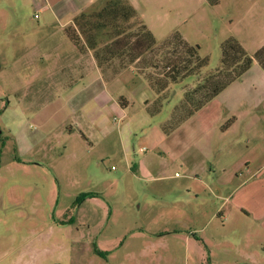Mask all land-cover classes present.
<instances>
[{
  "label": "rangeland",
  "instance_id": "rangeland-1",
  "mask_svg": "<svg viewBox=\"0 0 264 264\" xmlns=\"http://www.w3.org/2000/svg\"><path fill=\"white\" fill-rule=\"evenodd\" d=\"M13 2L16 5L9 10L13 20L7 38L10 44L0 46L6 51L0 56V64L6 67V73L0 75V92L5 91L6 96L0 99V110L9 99L8 93H12L10 104L0 115V126H8L17 133L15 140L5 131L0 132V264H153L150 258H156L155 264H209L210 261L211 264H264V248H260L264 244V228L254 216L245 217L246 221L240 225L241 219L236 216L239 211L235 208L223 225L219 219L211 218L217 227L211 224L204 232L194 234L208 239L210 260L201 240L193 245L185 243L181 233L133 234L139 227L169 229L174 220L180 219L177 214L169 218L170 213L158 211L168 206L164 198L179 199L181 189L177 184L185 177L184 163L176 154L167 153L166 158L161 154L166 162L161 184L145 180L135 171L133 159L122 158L119 145L112 141V148L107 147L109 138L102 135L108 130L106 127L115 132L117 125L124 124L123 139L139 154L140 145H144L146 152L157 151V146L167 152L169 147H176L174 141L180 135L168 137L164 133L168 128L173 129L174 122L181 117L179 106L184 102V94L219 67L220 43L232 36L243 43L251 56L264 43V0H219L216 4L208 0H136L135 7L143 13L144 21L137 13L135 19L125 23L127 32H137L140 23L150 25L156 44L138 63L119 69L117 61H113V65L103 66L101 75L108 80L115 100L120 96L119 101L128 104L125 111L126 116L129 114L121 119L116 104L110 109L114 112L105 115L91 103L74 111L57 99L42 102L39 96L22 103L14 98L16 83L26 77L21 63H15L18 57L15 50L33 42L36 19L28 0ZM8 31L0 33L1 42ZM104 32L105 29L96 35L100 42L105 40ZM171 33L197 45L198 55L206 57L207 64L198 74L187 75L156 94L150 85L164 78L165 58L185 55L174 44L165 50L158 49ZM147 61L153 67L142 68ZM254 68L251 64L248 74L237 80L225 99L220 98L223 107L226 106L223 114L201 116L175 131L229 132L222 138L213 137L211 156H218L217 150L220 151L219 160L234 168L252 155L251 171L258 168L261 159L258 150L246 148L249 135L244 136V132H264V82L259 80ZM67 75L78 78L84 74ZM156 98L158 101L154 102ZM144 101L153 107L162 101L161 111L148 116ZM79 106L75 105L74 109ZM170 115L174 118L166 121ZM76 120L80 130L68 131L66 127L75 125ZM226 122L232 124L225 127ZM80 131L85 132L89 142ZM251 141L252 145L260 143L259 139ZM174 151L179 153V147ZM255 156L257 161L253 160ZM261 184L263 191L259 186L250 190L249 202L254 206L264 204V181ZM235 185L233 179L227 186ZM209 204L193 208L210 211ZM105 208L113 213L111 217L104 212ZM203 220H209V216ZM94 248L106 254L100 256Z\"/></svg>",
  "mask_w": 264,
  "mask_h": 264
},
{
  "label": "crops",
  "instance_id": "crops-1",
  "mask_svg": "<svg viewBox=\"0 0 264 264\" xmlns=\"http://www.w3.org/2000/svg\"><path fill=\"white\" fill-rule=\"evenodd\" d=\"M105 1L106 0H28L34 8L33 18L36 19V24L33 27V42L31 44L17 46L18 48L15 50L18 55L15 63L19 61L21 63L19 66H21V69L23 66V70L26 74L23 81L19 80L18 83H16L17 87L13 91L14 98L19 100L18 102L23 103L27 98L35 99L41 96L42 102L53 101L54 99L61 100L74 111L80 109L83 104L91 103L94 104L96 108L100 107L99 109L102 110L105 115L108 112H114L110 111V109L113 110L116 104L120 109L118 110L120 119L128 116L129 113L126 116L128 104L125 101L120 102V96L115 100L116 96L113 95L112 91H109V82L101 76L91 52L88 51L87 54L81 53L65 33V27L73 23V19L76 15L84 10H88V8L89 11H92L93 9H91V7L100 9ZM127 1L144 21L143 13L138 11L135 7L136 0ZM15 5L13 0H0V33L9 30L7 35L5 34L2 37L5 42H1L0 40V46H6L8 45L7 43L10 44V40L7 38L12 31V29L9 28L13 24V20L9 16V10ZM35 15L37 16L35 17ZM147 26L151 29L153 36L156 37L150 25ZM6 39L8 42H6ZM238 42L245 49L243 43L241 41ZM5 53L6 51L4 49H0V56L5 55ZM252 67H256L254 71L258 73L259 80L264 82V69L255 58H253ZM11 68L12 65H10V69ZM77 72L84 75L78 78L68 77L67 75H74ZM3 73H6V67L0 64V75L3 76ZM60 74H63L62 78ZM245 74H248V71L245 72ZM236 84L237 80L231 82L180 125L164 133V135H168V137L171 135L173 137L177 134L180 135L179 139L174 141V143L176 142L177 144L176 147H179V153L174 151L176 147H169L167 152L165 148L162 149L159 146L156 147L157 151L151 150L146 152L143 151L144 145H140L137 150L140 152L139 154L136 152L134 146H129L125 143L123 139L124 124L120 126L117 125V130L115 132H113V128L106 127L108 130L106 129L102 135L109 138L107 147L112 148L111 141L113 144L119 145V154L125 159L132 158L133 164H135V171L145 180L159 182V184H161L160 181L163 180L164 177L162 176V172L166 166L164 157L166 158L167 153L180 156L181 161L184 163L185 177L177 184V187L181 189L179 199L164 198V203L168 204V206L158 211L170 213L171 216H169V218L176 217L175 215L177 214L180 219L174 220L173 226L169 227V229L139 227V230L132 231L133 234L137 232L144 235L148 233L161 236L169 232H174L176 235L181 233V237L185 243L189 242L193 245L196 243V240H201L204 249L209 252L208 258L210 260L211 250L207 244L208 239L198 235V237H195L194 234L204 232L211 224L217 227V225L210 220L211 218L219 219L220 223L223 225L225 220L231 216L230 211L235 208L239 211L236 213V216L241 219L238 221L240 225L244 224L246 221L245 217L254 216L260 221L261 227L264 228V204L254 206L249 202L252 197L250 190L253 186H259L261 187V191H263L261 182L264 181V132H244V136L248 137L249 135L246 148L258 150V157L261 159L255 171L250 170L252 155L250 157L246 156L245 159L241 161L242 164L234 168L228 165L227 162L219 160V155H221V153H219L220 151L217 150L216 155L218 156H211L210 152L213 150V137L217 136L222 138L229 132H175L183 124L194 122L195 119L201 116H210V114L212 115L214 112L223 114L226 106L223 107V100H220V98L224 97L225 99L230 89L234 88ZM8 96L9 99H7L3 109L0 110V115L5 112L7 106L10 104L12 93L9 92ZM3 97L6 98L5 91L0 92V99ZM75 105L80 106L74 109ZM148 106V103L144 101L143 107L145 112L150 117L155 116V114L151 115L148 112ZM160 111L161 109L156 114ZM141 117H144L142 113ZM169 118L166 119V121L169 120ZM229 120L231 119L227 121ZM77 122L79 123V121L76 120L74 123L75 125L69 124L66 129L68 131H72L75 128L80 130ZM230 125L227 124L224 126L227 127ZM161 126L163 128V125ZM4 131L8 136L14 139L17 138V133L11 132L10 127L4 126L2 128L0 126V132ZM80 133L82 137L89 142L85 132L80 131ZM258 139L260 141L259 145L251 144V140ZM47 148L48 146L46 149ZM131 153L134 156H131ZM161 154L164 156L163 159ZM253 160L257 161L256 156ZM242 168L244 169L243 173L247 174V176H244L241 172L239 173V170ZM233 179L236 181V185L233 188H229L227 185L230 184ZM241 194L246 195L245 198H241ZM245 199H247V201H245ZM203 203H211L209 206L212 209L207 211L203 207H198ZM195 205L198 206L193 208ZM104 212L108 213V215L110 214V217L113 215L112 212H108L107 208H105ZM206 215L209 216V220H203V217ZM260 246V248H264V244H260ZM150 259L152 263L155 264L156 258ZM209 264H211V261Z\"/></svg>",
  "mask_w": 264,
  "mask_h": 264
},
{
  "label": "trees",
  "instance_id": "trees-1",
  "mask_svg": "<svg viewBox=\"0 0 264 264\" xmlns=\"http://www.w3.org/2000/svg\"><path fill=\"white\" fill-rule=\"evenodd\" d=\"M208 1L211 4H216L219 0ZM136 16V10L127 0H106L100 9L83 11L76 15L73 23L65 27V33L81 53L91 51L96 67L102 75L103 66H108L109 63L113 65V61H117L118 68L121 69L129 64L138 63L144 59L148 50L155 46L156 39L144 23H140L137 32H127L125 23L135 19ZM103 29H105V40L100 42L97 36ZM173 44L180 46L185 55L165 58L163 66L165 70L162 74L164 78L156 80L154 85H150L156 94L162 93L169 84L177 82L187 75L198 74L201 68L207 64V58L198 55V46L187 43L177 33H171L164 38L158 49L165 50ZM220 51L219 67L206 74L202 82L196 84L191 92L184 94V102L179 106V111L182 114L174 122L173 129L202 108L231 82L241 78L250 68L253 58L264 69V44L251 56L236 38L229 36L220 43ZM144 67L153 66L147 61L142 66V68ZM115 71L118 70L115 69ZM197 94L200 96L198 99L194 98ZM157 99L154 102L158 101ZM162 101L157 102V107L149 106L148 112L151 115L156 114L161 109ZM171 116L169 120L174 118V115ZM171 130L168 128L166 132ZM94 252L100 256L106 254L97 248H94Z\"/></svg>",
  "mask_w": 264,
  "mask_h": 264
},
{
  "label": "built area",
  "instance_id": "built-area-1",
  "mask_svg": "<svg viewBox=\"0 0 264 264\" xmlns=\"http://www.w3.org/2000/svg\"><path fill=\"white\" fill-rule=\"evenodd\" d=\"M37 15H35V17H36Z\"/></svg>",
  "mask_w": 264,
  "mask_h": 264
}]
</instances>
